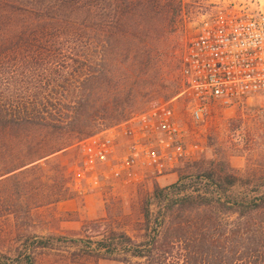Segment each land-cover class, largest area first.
I'll use <instances>...</instances> for the list:
<instances>
[{
    "label": "trees",
    "instance_id": "trees-1",
    "mask_svg": "<svg viewBox=\"0 0 264 264\" xmlns=\"http://www.w3.org/2000/svg\"><path fill=\"white\" fill-rule=\"evenodd\" d=\"M180 4L181 0H0V132L35 126L60 133L65 140H41L36 147L42 152L4 167L0 176L25 173L79 135L124 118L137 88H145V79L141 85L139 79L154 49L149 33L171 23ZM72 56L93 57L97 63L89 61V68H84L82 61H39ZM121 56L120 64L116 58ZM4 57L30 61L18 62L14 75L5 77L10 65ZM41 67L53 68L57 76L58 71H68L70 79L24 75ZM25 87L37 90L33 100L10 103L6 93ZM51 88L58 90L56 104L40 93ZM68 93L76 99L67 105L72 119L56 118L59 99ZM248 187L247 178L237 176L219 157L168 186H155L142 202L135 236L114 229L92 239L20 235L6 253L0 252V264H35L37 249L55 250L60 242L76 248L67 251L63 264H97L101 259L122 264H133L131 259L143 264H264V182L259 189Z\"/></svg>",
    "mask_w": 264,
    "mask_h": 264
},
{
    "label": "rangeland",
    "instance_id": "rangeland-1",
    "mask_svg": "<svg viewBox=\"0 0 264 264\" xmlns=\"http://www.w3.org/2000/svg\"><path fill=\"white\" fill-rule=\"evenodd\" d=\"M217 8L230 11L255 14L264 12V0H181L179 13L171 23L159 31V25L149 33L151 45H154L148 69L139 79V85L145 79V88H137L133 107L126 117L146 110L157 103L169 101L174 119L185 129L184 143H197L202 149L192 159L180 162L171 173L155 176L144 168H137L138 180L122 175L118 178L109 175L107 166H99L94 175L79 174L81 163L76 143L115 123L93 129L73 139V143L46 157L39 159L38 166L13 176L8 173L0 176V252L6 253L15 245L14 239L20 235H54L65 238H95L103 230H123L135 236L140 222L141 205L151 190L174 183L180 176L196 173L210 161L221 157L235 174L249 182L248 189L260 188L264 182V116L262 114L263 97L249 95L241 97L229 106H214L210 115L202 122L192 121L189 106L184 97L176 96L179 90V64L182 50L193 36L196 25L202 16L208 15ZM1 59V58H0ZM118 63L124 58L117 57ZM140 56L137 55L135 62ZM9 68L3 76L14 75L18 62L23 64L29 59L4 57ZM43 64L67 61L69 64H84L89 68V61L97 63L93 57L41 58ZM106 63L110 58L106 56ZM13 65V66H12ZM135 65H137L135 63ZM82 66V65H81ZM49 67V65H48ZM92 68V67H91ZM52 69V70H51ZM38 68L34 72L21 73L34 76L41 73L48 78L70 79L69 72L57 76L53 68ZM137 71V69L135 70ZM8 72V73H7ZM63 81H61L63 83ZM60 82V83H61ZM29 87V86H27ZM26 89L14 88L6 93L10 103L30 101L32 93ZM36 89V86L35 88ZM57 89L51 88L40 93H47V102L56 104ZM38 97V96H36ZM61 111L54 112L56 118L72 119V109L68 108L76 101L75 96L66 94L60 98ZM58 100V101H59ZM51 112V107L49 109ZM53 113V112H52ZM64 113V114H63ZM52 116V117H55ZM47 140L48 143L65 141L64 136L48 129L35 126L0 132V171L4 167L32 159L44 149H38L37 143ZM121 149H118L120 153ZM79 182L75 185L74 179ZM8 175V176H7ZM12 175V176H11ZM90 194L93 203L86 205L84 199ZM68 199L77 201L73 210L64 207ZM58 203H61L58 207ZM152 209V207H151ZM58 249L39 250L34 252L35 264H63L67 251L76 250L73 246L58 243ZM63 260V261H62ZM133 264H143L141 259H131ZM97 264H122L114 260H98Z\"/></svg>",
    "mask_w": 264,
    "mask_h": 264
},
{
    "label": "built area",
    "instance_id": "built-area-1",
    "mask_svg": "<svg viewBox=\"0 0 264 264\" xmlns=\"http://www.w3.org/2000/svg\"><path fill=\"white\" fill-rule=\"evenodd\" d=\"M178 72L175 97L185 98L192 121L202 122L212 107L253 94L263 97L264 116V12L217 8L202 16L182 50ZM184 135L170 102L157 103L80 139L79 174L94 175L99 166H107L111 177L131 180L139 179L137 168L155 176L171 173L202 150L184 143Z\"/></svg>",
    "mask_w": 264,
    "mask_h": 264
},
{
    "label": "crops",
    "instance_id": "crops-1",
    "mask_svg": "<svg viewBox=\"0 0 264 264\" xmlns=\"http://www.w3.org/2000/svg\"><path fill=\"white\" fill-rule=\"evenodd\" d=\"M84 202H86V205L88 206L89 204L93 203V199L92 196L90 194H87L86 196H84ZM61 203H58V207L60 206ZM64 207H68V209L73 210L76 208L77 205V201L75 199H68L66 200V202L64 203Z\"/></svg>",
    "mask_w": 264,
    "mask_h": 264
}]
</instances>
